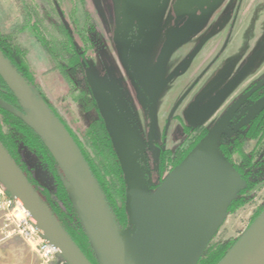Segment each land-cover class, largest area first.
<instances>
[{"label":"rangeland","instance_id":"1","mask_svg":"<svg viewBox=\"0 0 264 264\" xmlns=\"http://www.w3.org/2000/svg\"><path fill=\"white\" fill-rule=\"evenodd\" d=\"M63 1L68 13L74 0ZM26 6L50 10L45 0H0V33L26 51L33 87L82 139L99 119L88 80L85 73L59 70L35 39ZM77 10L82 26L87 14L97 20L92 39L98 47L88 74L138 168V209L155 199L195 140L211 133L249 90L263 86L236 112L221 141L233 150L237 140L246 157L234 153L229 162L248 168L244 193L198 264L216 262L264 214V138L256 145L246 135V126L264 110V0H86ZM31 177L40 189L51 184L41 170ZM128 212L134 226L138 211ZM26 247L33 264H44L34 246ZM20 261L18 249H0V264Z\"/></svg>","mask_w":264,"mask_h":264},{"label":"water","instance_id":"2","mask_svg":"<svg viewBox=\"0 0 264 264\" xmlns=\"http://www.w3.org/2000/svg\"><path fill=\"white\" fill-rule=\"evenodd\" d=\"M0 76L18 99L72 187V196L100 264H196L242 190V179L218 143L244 97L162 184L155 199L137 208L140 174L107 111L103 93L87 80L129 185V208L138 211L130 232L114 218L66 131L0 52ZM253 92V91H252ZM248 96V95H246ZM0 103L7 107L3 102ZM0 181L21 203L66 264H91L52 215L0 143ZM220 264H264V214Z\"/></svg>","mask_w":264,"mask_h":264},{"label":"trees","instance_id":"3","mask_svg":"<svg viewBox=\"0 0 264 264\" xmlns=\"http://www.w3.org/2000/svg\"><path fill=\"white\" fill-rule=\"evenodd\" d=\"M45 1L50 9L48 14L39 11L40 9L38 8L31 9L28 6L25 7L35 39L57 64L62 73L71 76L82 72L85 73L87 78L88 62L92 53L98 47L97 42L94 41L97 20L91 14H87L84 25L80 24L77 18V3H85L86 0H74L73 7L68 13L63 0ZM0 52L16 69L32 91L38 95L39 100L44 103L46 108L66 131L97 183L114 218L117 230L120 232L132 231L134 226L131 225L128 212L129 185L89 83L88 87L92 94L99 119L85 131L82 139H79L59 117L48 100L42 97L37 89L33 87L30 81L32 73L26 62V51L14 46L9 36L0 33ZM262 87H259L254 92H252L253 89L249 90L246 94L248 96L245 95L246 98L243 105L251 100ZM0 101L8 106L7 108L0 103V143L3 148L88 261L91 264H100L75 205L72 187L68 179L38 131L30 123L18 99L1 76ZM246 128L247 137L255 141L256 145L260 144L264 138V110L253 118ZM209 134H204L198 140H195L194 145H191L190 149L176 164V169L184 163ZM222 139L218 143V148L221 155L228 162L234 153L246 157L241 146L237 145V140L232 150L228 145L221 143ZM242 168L244 170L248 167L244 164ZM36 169L47 173L51 179L50 186L43 189L36 186L31 177V173ZM234 169L243 182V170L237 167H234ZM252 185L253 183L248 180L247 189L252 187ZM244 190L242 188L240 194L229 206L228 211L240 198L241 194L244 193ZM226 256L227 254H222L212 264H220ZM201 258L202 256L196 264L201 261Z\"/></svg>","mask_w":264,"mask_h":264},{"label":"built area","instance_id":"4","mask_svg":"<svg viewBox=\"0 0 264 264\" xmlns=\"http://www.w3.org/2000/svg\"><path fill=\"white\" fill-rule=\"evenodd\" d=\"M14 239H21L34 249L46 264L58 258L65 260L51 246L45 235L19 201L12 198L0 181V247Z\"/></svg>","mask_w":264,"mask_h":264},{"label":"crops","instance_id":"5","mask_svg":"<svg viewBox=\"0 0 264 264\" xmlns=\"http://www.w3.org/2000/svg\"><path fill=\"white\" fill-rule=\"evenodd\" d=\"M26 244L27 243H25L21 239H14V240L9 241V242L5 243L4 245H2L0 247V249H2L3 247L6 248L7 250H17L18 249L19 250V253L21 255V261H20V263L21 264H33L32 263V255H31V252L26 247ZM37 255H38V253H37ZM44 264H46V263H44Z\"/></svg>","mask_w":264,"mask_h":264}]
</instances>
